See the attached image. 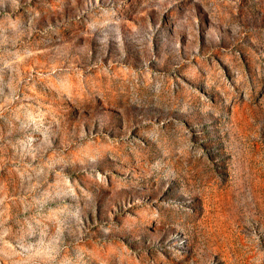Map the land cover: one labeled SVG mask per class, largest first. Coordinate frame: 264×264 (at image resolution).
<instances>
[{"label": "rangeland", "instance_id": "obj_1", "mask_svg": "<svg viewBox=\"0 0 264 264\" xmlns=\"http://www.w3.org/2000/svg\"><path fill=\"white\" fill-rule=\"evenodd\" d=\"M0 264H264V0H0Z\"/></svg>", "mask_w": 264, "mask_h": 264}, {"label": "bare ground", "instance_id": "obj_2", "mask_svg": "<svg viewBox=\"0 0 264 264\" xmlns=\"http://www.w3.org/2000/svg\"><path fill=\"white\" fill-rule=\"evenodd\" d=\"M165 83H166V82H165ZM134 84H135V83H134ZM141 85H142V84H141ZM141 85H140V86H141ZM140 86H139V87H140ZM148 86H149V85H148ZM164 86H165V85H164ZM164 86H162V87H164ZM162 87H161V88H162ZM132 88H133V87H132ZM140 88H141V87H140ZM130 89H131V88H130ZM142 89H143V88H142ZM159 89H160V88H159ZM134 90H135V89H134ZM132 91H133V90H132ZM154 91H155V90H154ZM164 91H165V90H164ZM158 92H160V91H158ZM133 94H134V93H133ZM146 94H147V93H146ZM160 94H161V93H160ZM172 94H174V93H172ZM172 94H171V95H172ZM127 95H128V94H127ZM134 95H135V94H134ZM137 95H138V94H137ZM137 95H136V96H137ZM144 95H145V94H144ZM158 95H159V94H158ZM162 95H163V94H162ZM168 95H169V94H168ZM146 96H147V95H146ZM148 96H149V95H148ZM148 96H147V97H148ZM152 96H154V95H152ZM179 96H180V95H179ZM138 97H139V96H138ZM150 97H151V96H150ZM165 97H166V96H165ZM136 98H137V97H136ZM155 98H156V97H155ZM169 98H170V97H169ZM132 99H133V98H132ZM156 99H157V98H156ZM164 99H165V98H164ZM138 100H139V99H138ZM142 100H143V99H142ZM144 100H145V99H144ZM188 100H189V99H188ZM129 101H130V100H129ZM146 101H147V100H146ZM163 101H164V100H163ZM189 101H190V100H189ZM133 102H134V101H133ZM138 102H139V101H138ZM143 102H144V101H143ZM143 102H142V103H143ZM153 102H155V101H153ZM142 103H141V104H142ZM150 103H151V102H150ZM165 103H166V101H165ZM167 103H168V102H167ZM144 104H145V102H144ZM148 104H149V103H148ZM166 105H167V104H166ZM190 105H191V104H190ZM162 106H163V105L161 104V107H162ZM164 106H165V104H164ZM169 106H170V105H169ZM192 150H193V149H192ZM123 151H124V150H123ZM114 153H115V152H114ZM112 154H113V153H112ZM179 154H180V153H179ZM179 154H177V155L179 156ZM200 154H201V153H200ZM121 155H122V154H121ZM189 155H190V154H189ZM169 156H170V155H169ZM178 156H177V157H178ZM196 156H197V155H196ZM200 156H201V155H200ZM153 157H154V156H153ZM175 157H176V156H175ZM179 157H180V156H179ZM179 157H178V158H179ZM184 157H185V156H184ZM190 157H191V155H190ZM194 157H195V156H193V158H194ZM155 158H156V157H155ZM172 158H173V157H172ZM181 158H182V156H181ZM152 159H154V158H152ZM179 159H180V158H179ZM182 160H183V158H182ZM185 160H186V158H185ZM187 160H188V159H187ZM163 161H164V160H163ZM175 162H176V161H175ZM184 162H186V161H184ZM188 162H189V161H188ZM164 163H165V162H164ZM181 163H182V162H181ZM173 164H175V163H173ZM191 164H192V163H191ZM180 165H181V164H180ZM199 165H200V164H199ZM203 165H204V164H203ZM205 165H206V164H205ZM166 166H167V165H166ZM169 166H170V165H169ZM173 166H174V165H173ZM190 166H192V165H190ZM200 166H201V165H200ZM200 166H199V167H200ZM171 167H172V166H171ZM174 167H175V166H174ZM192 167H193V166H192ZM192 167H191V168H192ZM189 169H190V168H189ZM143 219H144V218H143ZM183 225H184V224H183ZM161 262H162V261H161Z\"/></svg>", "mask_w": 264, "mask_h": 264}]
</instances>
